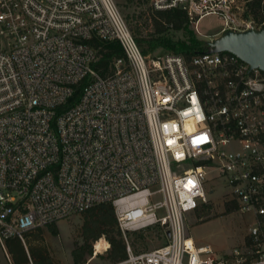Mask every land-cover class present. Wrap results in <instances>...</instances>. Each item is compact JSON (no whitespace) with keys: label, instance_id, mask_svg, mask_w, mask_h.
I'll return each mask as SVG.
<instances>
[{"label":"built area","instance_id":"built-area-1","mask_svg":"<svg viewBox=\"0 0 264 264\" xmlns=\"http://www.w3.org/2000/svg\"><path fill=\"white\" fill-rule=\"evenodd\" d=\"M150 3L183 9L196 26L215 16L220 33L264 29V0ZM96 42L122 48L107 76L95 68ZM152 55L142 52L114 0H0V246L7 264H14L7 240L24 241L105 203L115 209L127 251L111 264H264V72L229 52L189 61ZM218 182L225 205L236 204L249 222L229 253L198 245L185 228L187 216L212 205ZM156 225L168 242L134 252L127 234ZM109 249L95 245L85 264Z\"/></svg>","mask_w":264,"mask_h":264},{"label":"rangeland","instance_id":"rangeland-1","mask_svg":"<svg viewBox=\"0 0 264 264\" xmlns=\"http://www.w3.org/2000/svg\"><path fill=\"white\" fill-rule=\"evenodd\" d=\"M114 1L129 25L131 23L134 24L132 20L139 17L141 13H144L151 7L150 0ZM190 29L194 31L199 40L208 42L214 39L213 34L220 33L221 23L217 17L208 16L200 21L199 26L191 24ZM144 36L146 35L143 34L141 37L144 38ZM175 37L182 38V34L176 33ZM157 54L162 55L166 53L164 50L158 48L153 55ZM216 185V193L210 196L212 205H209L211 206L209 215H205L203 221L199 219L196 212L195 214L187 216L185 219V228L187 233L198 245H209L216 252L229 253L243 243L249 222L237 210L231 213L226 212L225 203L227 198L226 195L223 196L226 188L221 182L216 183ZM54 224L57 227L55 234L47 226L40 231L29 232L28 235L24 236L23 242L29 259L28 264H35V258L32 252L49 258L52 264H74L73 251L87 244L83 235V226L85 224L84 214H76ZM127 237L133 251L137 253L153 250L168 242L166 228L161 225H156L151 229L139 233L130 232L127 234ZM103 238L110 244L105 237H101L100 239ZM100 239L97 241H89L93 251L94 246ZM109 250L107 253L99 254L100 256L90 264H111L108 259ZM91 256L88 254L85 256V263ZM0 264H7V256L1 246Z\"/></svg>","mask_w":264,"mask_h":264},{"label":"trees","instance_id":"trees-1","mask_svg":"<svg viewBox=\"0 0 264 264\" xmlns=\"http://www.w3.org/2000/svg\"><path fill=\"white\" fill-rule=\"evenodd\" d=\"M132 22L134 24H130V29L137 37V42L146 56H150L156 49L160 48L165 53L182 55L189 61L196 54L207 50V42L199 40L194 31L190 29L191 22L187 12L183 9L155 10L148 8L139 17L133 19ZM176 33H181L182 38H176ZM143 34L146 35L144 38L141 37ZM96 46L100 47V57L95 63V68L103 76H107L112 73V59L116 56H123L122 48L118 42L110 44L96 42ZM80 89L81 87H77L76 94L70 103L78 100ZM210 209L211 206L209 205L202 206L196 211V214L203 221V217L209 215ZM236 210V204H226L227 213ZM83 214L85 216L83 235L87 244L73 251L74 264H85V256L93 254L89 241H97L101 237H105L111 245L108 253V259L111 263L126 259V243L118 226L113 205L111 203L100 204L90 208ZM48 227L52 233L55 234L57 232L55 224ZM41 229L36 230L40 231ZM28 233L25 235H28ZM6 247L14 264L29 263L25 244L20 238L14 237L7 240ZM32 255L35 258V264H52L50 259L43 255L36 254V252H32Z\"/></svg>","mask_w":264,"mask_h":264},{"label":"water","instance_id":"water-1","mask_svg":"<svg viewBox=\"0 0 264 264\" xmlns=\"http://www.w3.org/2000/svg\"><path fill=\"white\" fill-rule=\"evenodd\" d=\"M207 53L229 52L264 72V29L246 32L226 31L207 42Z\"/></svg>","mask_w":264,"mask_h":264},{"label":"bare ground","instance_id":"bare-ground-1","mask_svg":"<svg viewBox=\"0 0 264 264\" xmlns=\"http://www.w3.org/2000/svg\"><path fill=\"white\" fill-rule=\"evenodd\" d=\"M106 247H107V243L104 242L103 240H101L100 242L98 241L96 244V249L98 250V252H102Z\"/></svg>","mask_w":264,"mask_h":264},{"label":"crops","instance_id":"crops-1","mask_svg":"<svg viewBox=\"0 0 264 264\" xmlns=\"http://www.w3.org/2000/svg\"><path fill=\"white\" fill-rule=\"evenodd\" d=\"M212 36H214V38H216L218 36V33L213 34ZM213 40V39H212ZM155 53V52H154Z\"/></svg>","mask_w":264,"mask_h":264}]
</instances>
